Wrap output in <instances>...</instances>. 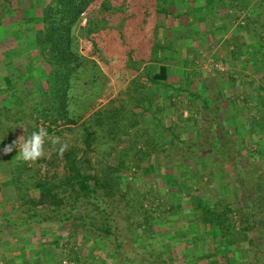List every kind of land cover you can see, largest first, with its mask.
I'll list each match as a JSON object with an SVG mask.
<instances>
[{"label": "rangeland", "instance_id": "1", "mask_svg": "<svg viewBox=\"0 0 264 264\" xmlns=\"http://www.w3.org/2000/svg\"><path fill=\"white\" fill-rule=\"evenodd\" d=\"M49 1L9 0L16 18H33L36 29L41 27L39 17L42 8ZM165 1L164 6L163 1L155 5V0H125L122 6L116 5V8L121 10L107 18L108 24L94 27L98 32L89 34L98 45L93 46L91 40L81 41L80 48L83 49L85 57L96 56L92 59L98 64L100 76L98 75L96 82L91 84V76L95 73L92 66L87 65L83 77L76 79L74 94L83 92L84 96L78 100L72 98L73 101L68 107L71 118L79 117L75 124H65L63 121H58L56 124L47 122L31 108L29 110V106L34 103L41 102L46 107L51 104L46 94V80L36 79L33 76L34 70L32 75V69L29 70L30 77H26L25 81L22 79L27 73L25 66L32 64L31 58L19 50L17 40L22 35L18 28L8 29L10 20H1L0 87L4 85L8 89L13 87L24 90L18 94L19 102L11 95L0 94V106L2 105L0 124L6 127V129L0 128V153H3L5 145L17 140L19 131L23 132L19 136L24 140L30 137L35 128L38 130L44 127L48 132L43 158L35 162H25L15 158L19 152L18 148H13V151L8 153L12 159L9 167L17 182L15 183L16 200L12 202L14 220L22 224L27 223L29 226L37 225L28 222L30 203L28 205L27 187L31 182L28 183L27 180L19 177L28 175L35 176L38 181L58 182L63 178L64 154L68 151L78 150V165L85 173L99 179H104L107 175L112 182H119L118 177H121L123 181L119 186L120 190L115 194L114 199L117 200L112 204L124 208L117 215L119 217L117 225L121 231V248L117 250L107 239L102 238L101 241L100 235L87 228H84L85 235L81 233L70 235V230L62 227L60 231L66 234V237L62 236L61 241L64 242L60 243V247L51 248L49 252L44 248L46 258L49 259L51 253L53 261L55 260L57 264L60 261L63 262L62 264L64 262L67 264L140 262L141 264H206L208 262L200 259L204 253L202 245L205 243L207 246L206 253L211 246L207 235L205 236L208 229L206 225L196 223L193 217H189L184 212L194 210L195 203L200 198L207 200L209 205L216 208L230 206L234 211L232 218L236 222V229L242 227L241 224L249 228L245 234L240 231L232 238L235 243L234 250L237 249L239 253L234 256V252L220 248L217 262L264 264V0H253L255 4L253 2L252 4L256 7L257 14H250L251 19H247V22L244 20L246 24L255 21L243 27V29L248 28L247 32H241L243 35L238 32L234 43L231 41L219 43L223 45L224 52L227 51L222 65L228 70L223 72L213 70L211 67V63L221 59V53L210 52L212 47L218 44L217 38L212 37L211 41L203 43L196 38L198 37L196 32L191 33V39L188 37V41L179 44L183 47L176 49L181 50L180 53L171 54L173 58H162V53L171 52L169 49L172 38L166 37L169 33L166 26L171 21L169 17L172 8L169 4L174 1L181 3L183 0ZM233 8L232 6L231 10L237 16V20H243L244 17L239 13V9L233 10ZM158 10L166 11L169 16L157 13ZM119 13L126 15V21L123 19V23L122 19L118 18ZM248 13L250 12L247 11ZM212 22L215 23V20ZM86 25L87 17L84 16L80 26ZM138 25L141 31L135 33ZM207 27L211 29L214 25L210 22ZM75 35L80 36L78 28ZM175 37L173 36L175 41L180 39L179 36ZM199 41L200 47L197 50L195 44ZM227 45L233 46L234 52L230 54ZM254 46L257 47L256 52ZM30 47L31 49L35 47L33 39L30 40ZM187 48L188 50H185ZM199 50L202 51L201 54ZM151 51L155 54L150 60L153 61V67L158 64L169 66L170 75L175 79L184 80L185 86L189 81L199 79L205 88L201 93V96L205 95V100L198 98L200 97L198 93L191 92L185 86L174 89L173 100H158L161 103H157L154 113L152 111V114L157 116L155 121L157 125L162 124L166 109H168L166 114L172 116L181 115L183 111V115L191 120L190 127L184 130L186 136L180 135L179 127L172 128L176 122L181 123L180 116L176 122L171 121L169 130L173 129L170 133L174 138L171 142L167 141V144H164V137L161 136L156 137L157 141L154 144L150 141L151 137L148 136L147 131L140 127L145 123L144 116L148 114L145 109L148 98L140 97L141 88L136 86L141 79L148 80L149 72H145L146 68L148 69L146 67L145 70L143 69L144 74L134 77L131 71L132 61L133 58L138 59V55L148 56ZM129 56L131 59L128 58ZM150 63L144 62L143 65ZM179 68L183 73L176 75L175 69ZM149 71L151 73V68ZM206 72L208 74H205ZM8 75L12 76V84H7ZM26 91H30L31 94L29 103L27 99H23ZM211 92L214 94L212 95ZM195 94L197 98L194 97ZM211 96L219 101L212 104L209 99ZM187 101L191 104H186ZM203 101L208 103L203 105ZM22 102L28 109L20 110L15 107L16 103ZM88 103H93L92 108L85 111L89 106ZM97 111L108 126L124 125V123L127 125L128 122L137 124L129 134L113 135L108 134L106 130L103 133L98 132L99 134H96L91 141L90 149H86L84 143L86 132L82 124L85 121L92 123V120H88ZM231 112L234 118L230 123L225 119L224 114L230 117ZM207 116H215L214 128ZM218 117H222L221 120ZM14 118L18 119L20 126H14ZM192 122L197 129L193 135L188 136L187 133H191L189 130L195 128ZM212 131L215 133L213 134ZM56 138L68 145L63 156L58 155L59 145L52 143ZM206 149L211 151H205ZM222 152L226 154L225 157ZM236 163L237 169H234L232 166ZM250 207H253L254 211H249ZM110 210L111 207L107 209ZM39 211L44 212L41 209ZM87 214L92 218L91 222L95 229L105 227L104 215H101L96 208L91 207ZM147 214L152 215L154 220L148 223L149 235L146 241L142 238L143 231L147 230L144 222V215ZM245 219L247 224L244 222ZM41 225L50 227L51 230L55 228L51 223L39 224ZM74 226L71 231H76ZM30 233L35 234L31 231ZM40 234L38 237L46 241V247L48 245L52 247V232L46 231L42 237ZM144 241L145 244L148 243V249H144ZM34 264H44V260L39 259Z\"/></svg>", "mask_w": 264, "mask_h": 264}, {"label": "trees", "instance_id": "2", "mask_svg": "<svg viewBox=\"0 0 264 264\" xmlns=\"http://www.w3.org/2000/svg\"><path fill=\"white\" fill-rule=\"evenodd\" d=\"M124 1L125 0H50L49 3L42 8L39 17L41 27L36 29L33 18L17 19L11 2H9V0H0V23L1 20L4 21L5 19H9L11 24H9L7 28H18L22 35L21 38L17 40L19 50L21 53L28 55L33 64L29 63L25 66L27 68V73L22 79L25 81L26 77H30L29 70L32 69V75L34 70L35 75L33 76L36 79L46 80V94L51 104L46 107L41 102L34 103L32 106L30 105L31 107L29 106V110L31 108L33 112H36L47 122L55 124L58 121H63L65 124L77 123L79 117L71 118L70 116L72 115H69L70 109L68 108L73 101L72 98H77L76 100H78L84 96L83 92L74 94L77 86L75 83L76 79H81L83 77L82 74L87 65H91L95 73L91 76V84L96 82L98 75L100 76L98 64L92 59L96 56L90 55L92 58L85 57L83 49L80 48V43L82 40L86 39L91 40L93 46L98 45L97 41L92 39L89 34H91V32L92 34L97 33V27L102 24H108L107 18L111 17V14L114 12H119L121 10L120 8H116V5L117 7L122 6ZM161 1H163L162 3L165 6V0H155V5ZM157 13L169 16L166 11L158 10ZM118 15V18L122 19V23L123 19L126 21V15L120 13ZM84 16L87 17V25L85 27L80 26ZM91 27L93 28L91 29ZM77 28L80 31L79 37L75 35ZM138 28L139 25L135 28V33L141 31ZM32 32L34 34H32ZM143 34L144 32L142 30V35ZM31 39H33L35 43L33 49L30 47ZM153 55H155L154 51H151L148 56L143 57L138 55V59L133 58V68L131 69L133 74L139 70L144 62H151L150 64H153V61H150ZM128 58L131 59L130 56ZM157 66V68L156 66L153 67V65L150 66L151 73L153 69H156L155 73H152V76L148 79L152 82H166L169 79L168 67L163 64H158ZM6 81L7 84H12V76L8 75ZM88 82L89 81H87L86 84H88ZM4 87V85L0 87V94L11 95L19 102V98H17L18 94H21L20 91L24 89H15L13 87L8 89ZM30 95V91H26L23 97L24 100H28V103L31 102ZM23 104V102L19 104L16 103L15 107L20 110L25 108L28 109L27 106ZM88 104L89 106L85 111L92 108L93 103ZM2 109L4 108L2 107ZM29 113L31 114V112ZM154 118L157 119V116H154ZM91 120L92 123H87L85 121V123L82 124L86 132L84 137L86 149H90L91 141L96 134L103 133L105 130L108 134L113 135H118V133L129 134L130 130L137 124L128 122L127 125L124 123V125L113 124L108 126L106 125L105 119L102 120V115L99 111L91 115L88 121ZM15 125H21L18 119L14 120V126ZM104 125H106V127H104ZM0 128L6 129V127L1 124ZM8 130L12 132L11 129ZM34 131H37V129L35 128ZM21 133L23 134L21 131L17 133L18 138ZM203 152L205 151H202V153ZM223 155L224 157L226 156L224 153ZM77 157L78 150L68 151L64 154L65 164L63 178L59 179L58 182L50 180L38 181L35 176L28 175L19 177L22 180H27L28 183L31 182L27 187V193L29 195L28 205L30 203L28 206V222L33 224L36 223L37 225L41 223H51L55 225V228L65 227L70 230V235H77L80 233L85 235L84 228H87L97 233V235H100L101 241H103L102 238L107 239V241L114 244L116 249L119 250L122 241L121 231H119L117 225L119 222V217H117V215L121 213L124 208L113 206L112 204L117 200L114 198L115 194L120 190L119 186L123 182L122 178L118 177L119 182H112L107 178V175L104 179H99L94 175L87 174L83 171L82 167L78 165ZM8 160L9 156L7 154L0 153V164L6 163ZM232 167L237 169V163L233 164ZM13 181L17 184L14 178ZM242 189L244 190V188ZM196 203L194 210L191 212H184L187 213L189 217H193L196 223L206 225L208 229L205 236L207 235V240L210 241L211 246L208 247V252L206 253L207 246H205V243L202 245L204 253L200 260L208 262L206 264H219L216 258L220 248H225L228 252L231 251V253L234 252V256H236L239 251H237V249L234 250L233 245H235V243L232 241V238L234 234L240 231L245 234L249 228L241 224L242 227L236 229V222L232 218L234 211L228 205H226V207L221 206V208H216L209 205L207 200H203L202 198L197 199ZM91 207L96 208L101 215H104L105 227L103 229H95L93 227L91 222L92 218L87 214ZM110 207L111 210L107 211ZM40 209L44 210V212H40ZM250 210L254 211L253 207H250L249 211ZM243 215L244 214H242V217ZM153 220L154 218L152 215H144V222L146 223L147 230L143 231L144 235L142 240L147 241V236L149 235V232H147L148 223ZM245 220L244 222L247 224V219ZM78 222H82V224H77ZM73 224L77 225L74 226ZM72 226H74L76 231H71ZM143 246L144 249H148V243L145 244V241ZM38 260V257L34 255L31 256V264H34ZM62 263L63 262L60 261L58 264ZM137 264H141V262Z\"/></svg>", "mask_w": 264, "mask_h": 264}, {"label": "crops", "instance_id": "3", "mask_svg": "<svg viewBox=\"0 0 264 264\" xmlns=\"http://www.w3.org/2000/svg\"><path fill=\"white\" fill-rule=\"evenodd\" d=\"M174 2H171L169 4L170 7L172 8L170 10L171 16L169 17V19L171 18V21H170V24L166 26L169 29L168 30L169 33L166 31L168 33L166 34V37L167 39L172 38L170 49H169L171 52L168 51L165 54L162 53L163 59L167 57L173 58L171 54L180 53L181 50L179 51L176 50L177 48L178 49L183 48V47H180L179 44L182 45L184 41H188L187 40L188 37H190L191 39L192 38L191 33L196 32L195 34L198 35V37L196 38H199L203 43H205L206 41H211L212 37L213 39L215 37L217 38L218 42L217 41L216 42L218 43L217 44L218 46L217 45L216 47L213 46L210 52L212 51V53H215L217 51L218 54L221 53V55H223L221 59V63H223V61L225 60L224 58H226L225 54L227 53V51L225 53L223 49L224 48L223 45H220L219 43H223L224 41H231L234 43V41L236 40L237 33L238 32L244 33L245 31L247 32L248 28L243 29V27H245L249 23L253 24L255 22V21H252V22L250 21L249 23L246 24L247 22L246 20L249 18L251 19L250 16L252 15V13L253 15L257 14V12H255L256 7L253 5L255 4V1L253 0H183V2L181 1V3H177V2L174 3ZM232 6L234 8L239 9L238 10L239 13L242 14L244 17L243 20L242 19L239 21L237 20V16H235L233 11L231 10ZM247 11L250 13L247 14ZM212 20H215V23H213ZM210 22L211 24L214 25V27L211 29H208L207 25H209ZM198 28L203 29V31L198 32V30H200ZM243 33L241 34L243 35ZM246 35L248 37L249 36L251 37L249 33L248 34L246 33ZM173 36H176V37L179 36L180 39L175 41ZM243 38L245 39L246 36L244 35ZM199 45H200V41L198 44L197 43L195 44V47L197 50L200 47ZM209 47L211 46L209 45ZM227 47L228 45L226 46V48ZM229 47H228L229 49L228 52H230L231 54L232 52H234V47L233 46H229ZM185 50H188V48ZM254 50L256 52L257 47H255ZM199 52H200L199 54L202 53V51L200 50ZM150 66L151 64L143 65L142 69L134 73V77H137L140 74L141 75L144 74L143 73L145 70L144 68L146 67H148V69L146 68L147 71L145 70V72L146 73L149 72ZM155 69L152 70V73H155ZM224 69L225 71L228 70L225 67ZM168 70H169L168 71L169 79L166 82H163V81L152 82L150 79L148 80L141 79L138 82V85L136 86L137 88L139 87L141 88L140 97L148 98V102L145 108L147 109L148 114L144 116L143 119L145 123L141 124L140 127L147 131L148 136L151 137L150 141L153 142L154 144L156 143L155 141H157L156 139L157 136L164 137L163 138L164 144H167V141L168 142L173 141L172 139L174 137H172V134L170 132H173V129L175 127L180 128V131H181L180 135L186 136V133L184 130H187L190 127L191 120L183 115V111L181 115L177 114L175 116H172V114H169V113L166 114V112H168L166 110L168 109L165 110L164 116L162 117V124L157 125V123H155L156 119L154 118L152 111L154 113L156 111L157 103H161V102H158V100L159 101H162V100L165 101L168 99L173 100L172 98L175 92L174 89L179 88L180 86L182 87L185 86L184 80L175 79L173 78V75H170L171 69L169 66H168ZM175 70L176 71L174 73L176 75L179 73L180 74L183 73L181 68L175 69ZM207 72H209L208 69H207ZM207 72L205 74H208ZM152 73H149L148 77H151ZM186 74L188 75V72ZM105 75L108 76L107 74ZM128 82L126 83V85L128 84ZM185 87H187L188 90L190 89L191 92L198 93L200 95V97H198L195 94L196 96L194 97L196 98L198 97L203 100L206 99L204 94L203 96H201L202 95L201 93H203L202 91L205 89L204 84L202 83L201 80L196 79L195 81H189L187 83V86ZM211 94L213 95L214 93L211 92ZM102 97H105V96H102ZM209 99L211 100L210 102L212 104L219 101L213 98V96L209 97ZM207 103L208 101L207 102L205 101L203 105H206ZM186 104L189 105L191 103L187 101ZM224 115L226 117L225 119H228V122L231 123V121H233L232 118H234V115L232 112L230 114V117H228V115L226 114ZM179 116H180L181 123L176 122L177 120H179L178 118ZM218 118L221 120L222 117H218ZM208 119L212 121L211 125L214 128L215 124L213 123V121L215 119V116L208 117ZM171 121H175L176 125H173L172 128L173 127L174 128L173 129L171 128V130H169L170 129L169 123H171ZM230 123L228 125H230ZM192 125H194L193 122H192ZM194 127L192 126V128ZM196 129L197 128L195 127L194 129L189 130L191 131L192 134L188 132L187 133L188 136L193 135ZM212 133L214 134L215 131H212ZM176 136L178 137V135ZM153 137H155V139ZM205 151H211V150L206 149ZM10 162H12V159L9 156L8 162L0 164V264H31L32 255L38 257V259H41L42 261L44 260V264H57L55 260L53 261V258H52L53 255L51 253L49 254L50 256L49 259L46 258V255L44 254L46 253V251H44L45 250L44 248H46L47 252H49L51 248L60 247L61 245L60 243L64 242V241H61L62 236L66 237V234L61 233L60 231L61 227L53 228V230H51L50 227H44L43 225L29 226L27 223L22 224L20 223V221L14 220L15 214L13 213V210H12V202L16 200L15 194H16L17 187H16L15 182L13 181V175L9 167ZM30 231L35 232V234L31 235ZM46 231L52 232V237H53L52 247L51 245L50 246L48 245L46 247L45 245L46 241L41 240L40 237H38L39 233H41L40 236L42 237L43 235H45L43 233Z\"/></svg>", "mask_w": 264, "mask_h": 264}, {"label": "clouds", "instance_id": "4", "mask_svg": "<svg viewBox=\"0 0 264 264\" xmlns=\"http://www.w3.org/2000/svg\"><path fill=\"white\" fill-rule=\"evenodd\" d=\"M46 137H48V132L44 127H41L37 131L32 132L26 140L21 136L11 144L5 145L3 152L4 154H8L13 151V148H18L19 152L15 158L25 162H35L45 155L44 144ZM52 143L59 145L57 152L60 156H63L64 152L68 149V145L61 143L59 138L53 140Z\"/></svg>", "mask_w": 264, "mask_h": 264}, {"label": "built area", "instance_id": "5", "mask_svg": "<svg viewBox=\"0 0 264 264\" xmlns=\"http://www.w3.org/2000/svg\"><path fill=\"white\" fill-rule=\"evenodd\" d=\"M220 58L222 59V55H220ZM221 59L219 61H216L215 63H211V67L213 70H217V71H220V72H223L225 71L222 63H221ZM64 264H67L66 262H64Z\"/></svg>", "mask_w": 264, "mask_h": 264}]
</instances>
